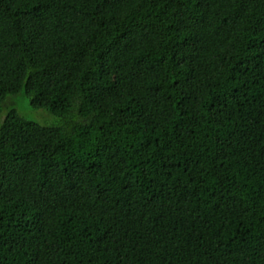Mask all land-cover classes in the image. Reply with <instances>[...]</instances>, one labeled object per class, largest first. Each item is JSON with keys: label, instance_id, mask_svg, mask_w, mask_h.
I'll use <instances>...</instances> for the list:
<instances>
[{"label": "trees", "instance_id": "1", "mask_svg": "<svg viewBox=\"0 0 264 264\" xmlns=\"http://www.w3.org/2000/svg\"><path fill=\"white\" fill-rule=\"evenodd\" d=\"M0 264H264V0H0Z\"/></svg>", "mask_w": 264, "mask_h": 264}, {"label": "rangeland", "instance_id": "2", "mask_svg": "<svg viewBox=\"0 0 264 264\" xmlns=\"http://www.w3.org/2000/svg\"><path fill=\"white\" fill-rule=\"evenodd\" d=\"M16 102H15V104H17ZM23 112H25V111H23ZM25 113L27 114L28 112H25ZM35 114H36V115H34V116H36L35 119L40 121V123H42V124H47V123H49V121L53 120L52 117L46 113L37 111Z\"/></svg>", "mask_w": 264, "mask_h": 264}]
</instances>
